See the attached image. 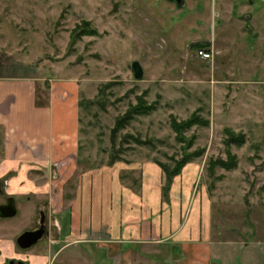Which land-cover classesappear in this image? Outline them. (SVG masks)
Wrapping results in <instances>:
<instances>
[{
  "label": "rangeland",
  "instance_id": "374dc122",
  "mask_svg": "<svg viewBox=\"0 0 264 264\" xmlns=\"http://www.w3.org/2000/svg\"><path fill=\"white\" fill-rule=\"evenodd\" d=\"M0 45L79 81L85 160L197 164L214 204L215 264H264V0H0ZM15 199L18 214L0 230L13 233L16 255L3 264L47 242L17 245L52 204Z\"/></svg>",
  "mask_w": 264,
  "mask_h": 264
},
{
  "label": "crops",
  "instance_id": "0c3cea01",
  "mask_svg": "<svg viewBox=\"0 0 264 264\" xmlns=\"http://www.w3.org/2000/svg\"><path fill=\"white\" fill-rule=\"evenodd\" d=\"M81 104L78 80L57 79L0 45V180L33 208L52 204L46 245L18 257L25 264H215L214 204L198 187L200 167L188 163L168 180L152 160L90 164ZM33 217H25L26 228ZM12 234L0 230V264L16 255Z\"/></svg>",
  "mask_w": 264,
  "mask_h": 264
},
{
  "label": "water",
  "instance_id": "95a60500",
  "mask_svg": "<svg viewBox=\"0 0 264 264\" xmlns=\"http://www.w3.org/2000/svg\"><path fill=\"white\" fill-rule=\"evenodd\" d=\"M173 1V0H171ZM183 0H178L179 4H182ZM134 72L136 79H142L144 75L143 68L141 67L140 63H134ZM18 210L16 204L13 202L3 205L0 207V216L3 218H13L17 215ZM46 233L45 224L38 230L34 231H26L19 236L17 239V244L23 250H28L36 246L44 237Z\"/></svg>",
  "mask_w": 264,
  "mask_h": 264
},
{
  "label": "flooded vegetation",
  "instance_id": "af4514ba",
  "mask_svg": "<svg viewBox=\"0 0 264 264\" xmlns=\"http://www.w3.org/2000/svg\"><path fill=\"white\" fill-rule=\"evenodd\" d=\"M174 2L176 3V4H179L178 3V0H174ZM183 2H184V0H183ZM182 2V3H183ZM0 196H3V197H5V202L3 203V204H1V206H3V205H7V204H9V203H11V202H13V200H14V203L16 204V200L12 197V196H7L6 194H5V190H4V188H3V186L0 184ZM0 206V207H1ZM17 207V206H16ZM18 214V213H17ZM46 214L44 213V212H42L41 213V215H40V221H39V227H37V228H34V229H32V230H28V231H34V230H38V229H40L44 224H45V229H46V233H45V235H44V237H43V239L48 235V228H47V219H46V216H45ZM0 219H10V218H3V217H1L0 216ZM26 232V231H25ZM42 239V240H43ZM18 245V244H17ZM19 247V246H18ZM20 248V247H19ZM20 249H22V248H20ZM30 249H32V248H30ZM30 249H28V250H30ZM23 250V249H22ZM23 251H27V250H23ZM5 264H25L22 260H20V261H9V262H6Z\"/></svg>",
  "mask_w": 264,
  "mask_h": 264
},
{
  "label": "trees",
  "instance_id": "16d2710c",
  "mask_svg": "<svg viewBox=\"0 0 264 264\" xmlns=\"http://www.w3.org/2000/svg\"><path fill=\"white\" fill-rule=\"evenodd\" d=\"M203 49L204 48H200L199 50L202 51ZM130 120H131V118H129V115L127 117L119 120L117 122L116 127L113 129V133H117L119 130L123 129L126 126L127 122H129ZM118 159H120V157L115 156L113 159H111V162H115ZM186 164H188V163L182 164L181 167L177 168L176 170H173L172 172H169V170H167L163 167L164 171L167 175L168 180H172L176 175H178Z\"/></svg>",
  "mask_w": 264,
  "mask_h": 264
},
{
  "label": "built area",
  "instance_id": "2783aa9c",
  "mask_svg": "<svg viewBox=\"0 0 264 264\" xmlns=\"http://www.w3.org/2000/svg\"><path fill=\"white\" fill-rule=\"evenodd\" d=\"M201 55H203L206 58H211L212 57V53L211 52L204 51V50L201 51Z\"/></svg>",
  "mask_w": 264,
  "mask_h": 264
}]
</instances>
